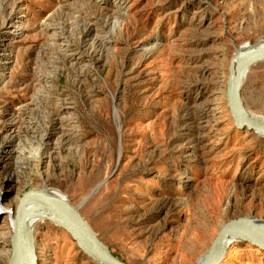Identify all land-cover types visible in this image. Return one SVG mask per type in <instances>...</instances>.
<instances>
[{"label": "rangeland", "instance_id": "1", "mask_svg": "<svg viewBox=\"0 0 264 264\" xmlns=\"http://www.w3.org/2000/svg\"><path fill=\"white\" fill-rule=\"evenodd\" d=\"M262 41L264 0H0V264L32 189L123 264H197L224 224L264 220V138L226 101L232 57ZM241 99L264 118V63ZM33 240L37 264H96L49 220Z\"/></svg>", "mask_w": 264, "mask_h": 264}, {"label": "water", "instance_id": "2", "mask_svg": "<svg viewBox=\"0 0 264 264\" xmlns=\"http://www.w3.org/2000/svg\"><path fill=\"white\" fill-rule=\"evenodd\" d=\"M258 43L254 48L238 52L232 57L226 83V101L236 129L264 134V118L248 115L241 99L248 72L256 65L264 63V48L259 49ZM32 203L40 205L49 214L50 219L68 235L85 257L96 264H123L98 239L77 208L69 202L57 200L47 189L29 190L19 200L13 216L8 264H37L33 232L29 226L32 215L27 212L28 205ZM242 229L245 231L242 232ZM246 234L249 236H244ZM234 236L246 237L247 243L264 252V220L251 216L243 217L234 219L220 228L210 249L201 258L202 264H220L225 258L229 240Z\"/></svg>", "mask_w": 264, "mask_h": 264}, {"label": "bare ground", "instance_id": "3", "mask_svg": "<svg viewBox=\"0 0 264 264\" xmlns=\"http://www.w3.org/2000/svg\"><path fill=\"white\" fill-rule=\"evenodd\" d=\"M258 47H259V49L264 48V41H262L258 45ZM250 48H254V47H251V45H245L241 52L248 51V50H250ZM245 112L248 115H251L248 111L245 110ZM255 134H258V135H260L261 137L264 138V134H261V133H255ZM49 193H51V195L54 196L57 200H60L61 202H64V203H68L67 200H66V197L63 194H61L60 192L53 190V191H49ZM0 211L3 212V211H6V210L4 208H0ZM27 212L32 215V218L29 220V226H30L32 232H34V227L38 223H40L43 220V218H45V219L49 220L50 222L54 223L50 219L49 214L40 205H38L36 203L29 204L28 207H27ZM8 214H9V212H8ZM11 224L13 226V219L11 221ZM244 231L245 230L242 229V232H244ZM244 236H249V235L246 234ZM244 236H234V237H232L229 240V245L233 244L235 242H243V241L246 242V237H244ZM202 261L203 260L201 259L198 264H202Z\"/></svg>", "mask_w": 264, "mask_h": 264}]
</instances>
